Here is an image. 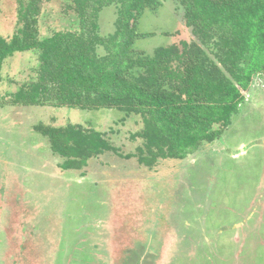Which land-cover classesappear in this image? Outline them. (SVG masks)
<instances>
[{
  "label": "rangeland",
  "instance_id": "1",
  "mask_svg": "<svg viewBox=\"0 0 264 264\" xmlns=\"http://www.w3.org/2000/svg\"><path fill=\"white\" fill-rule=\"evenodd\" d=\"M181 1L157 0L144 9L133 57L184 40L201 44ZM73 4L42 0L39 40L79 29ZM120 7L113 1L96 16L91 8L87 36L113 35ZM17 20L18 0H0V36L9 40ZM214 33L201 47L217 61L222 45ZM97 52L109 53L102 44ZM39 63V52L27 50L2 67L0 264H264L262 75L242 91L245 101L221 137L183 159L149 167L137 157L147 142L139 134L145 128L139 114L56 107L45 98L44 105L17 103V91L38 82ZM69 124L101 132L119 152L93 156L81 169L60 168L65 158L53 152L50 132Z\"/></svg>",
  "mask_w": 264,
  "mask_h": 264
},
{
  "label": "trees",
  "instance_id": "2",
  "mask_svg": "<svg viewBox=\"0 0 264 264\" xmlns=\"http://www.w3.org/2000/svg\"><path fill=\"white\" fill-rule=\"evenodd\" d=\"M72 1L79 29L39 40L36 23L42 0H18L17 29L9 40L0 36V80L7 57L37 50L39 80L19 89L15 101L44 105L45 98L55 101L56 107L116 108L139 114L145 124L139 134L147 142L137 157L149 167L161 159H183L202 142L221 137L245 101L242 91L250 88L255 76H264V0H182L186 24L196 30L201 44L184 40L181 46L159 48L140 58L130 52L138 35L137 21L157 0ZM113 1L121 3L114 34L87 36L91 8L96 16L100 7ZM214 32L222 45L217 61L201 47ZM98 44L109 53L99 56ZM216 124L221 127L213 130ZM65 127L50 132L53 152L65 158L60 165L64 170L81 169L107 151L119 152L101 132L86 133L75 124Z\"/></svg>",
  "mask_w": 264,
  "mask_h": 264
},
{
  "label": "built area",
  "instance_id": "3",
  "mask_svg": "<svg viewBox=\"0 0 264 264\" xmlns=\"http://www.w3.org/2000/svg\"><path fill=\"white\" fill-rule=\"evenodd\" d=\"M264 77V76H263ZM262 83H264V80H263V82Z\"/></svg>",
  "mask_w": 264,
  "mask_h": 264
},
{
  "label": "crops",
  "instance_id": "4",
  "mask_svg": "<svg viewBox=\"0 0 264 264\" xmlns=\"http://www.w3.org/2000/svg\"><path fill=\"white\" fill-rule=\"evenodd\" d=\"M233 155H236V154H233Z\"/></svg>",
  "mask_w": 264,
  "mask_h": 264
},
{
  "label": "clouds",
  "instance_id": "5",
  "mask_svg": "<svg viewBox=\"0 0 264 264\" xmlns=\"http://www.w3.org/2000/svg\"><path fill=\"white\" fill-rule=\"evenodd\" d=\"M263 85H264V83H263Z\"/></svg>",
  "mask_w": 264,
  "mask_h": 264
}]
</instances>
